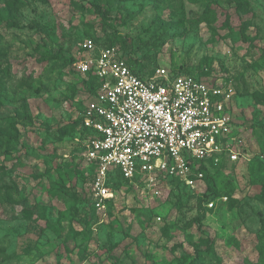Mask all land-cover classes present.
Instances as JSON below:
<instances>
[{
    "label": "rangeland",
    "instance_id": "rangeland-1",
    "mask_svg": "<svg viewBox=\"0 0 264 264\" xmlns=\"http://www.w3.org/2000/svg\"><path fill=\"white\" fill-rule=\"evenodd\" d=\"M89 1L0 0V264H264V0H127L109 19ZM87 36H116L144 76L231 84L238 159L195 189H118L91 209L78 129L56 131L87 99L69 62Z\"/></svg>",
    "mask_w": 264,
    "mask_h": 264
},
{
    "label": "built area",
    "instance_id": "built-area-1",
    "mask_svg": "<svg viewBox=\"0 0 264 264\" xmlns=\"http://www.w3.org/2000/svg\"><path fill=\"white\" fill-rule=\"evenodd\" d=\"M74 59V70L97 82L81 114L83 160L92 170L86 199L94 210L108 209L119 180V189L159 198L173 180L195 189L202 166L238 159L228 82L164 67L142 77L119 47L91 37L79 42ZM214 202L202 204L210 209Z\"/></svg>",
    "mask_w": 264,
    "mask_h": 264
},
{
    "label": "trees",
    "instance_id": "trees-1",
    "mask_svg": "<svg viewBox=\"0 0 264 264\" xmlns=\"http://www.w3.org/2000/svg\"><path fill=\"white\" fill-rule=\"evenodd\" d=\"M119 1H127V0H113V2H111L109 4H106L104 7H102L100 5V0H90L89 2H90V5L93 8V11L99 13L105 19H109L110 18V14H109L110 13V10L114 7V4L117 3V2H119ZM213 13H214V10H212V9H211L210 12L207 13L208 16L210 17V19H212ZM87 37H90V36H87ZM91 38H93V37H91ZM95 42L97 44L101 45V46H116V47H119L122 50L123 55H124L127 63L135 68V70L137 71L136 73L138 75H140L142 77H146V76L143 75L142 71L133 64V62H132L133 60L131 59V57L129 55H127L126 49L124 48V46L121 43L117 42L116 36H114L109 41V43H102V42H98L96 40H95ZM124 42H125V40H122V43H124ZM74 60H75L74 57H70L69 58V62L71 64H73ZM170 70L172 72H174L175 74H179V73H190L188 70L181 69V68H174V67H172V68H170ZM75 73L78 76H80L82 82L85 84V87L87 89V94H88L87 97L90 96V95H92V94H94L95 93V90H96V83H97L96 82V79L93 76L89 75V74L86 77H84V76H82L81 74H79L76 71H75ZM195 75H198V74H195ZM198 76H200V75H198ZM210 80L211 81H214L213 79H210ZM82 110H83V107H82L81 111L79 112V115L77 116V118L71 124H67V125L60 126V127L56 128V131L57 132H60L61 134L64 135L65 133H67V131L69 129H75V128L78 129V134H79V136L81 138V141H82V149H81V152H82V158H83V141H84L86 129L81 124V114H82ZM226 162H227V160H223L221 163H219L217 165H213V164L210 163L208 166H202L201 167V170L203 172V179H206V177L208 176V172H209V170L211 168H219L220 166H223V164L226 163ZM85 167H86V165H85ZM87 170H88V175L87 176H88V182H89L90 181V178H91V175H92V170H91L90 167H88ZM171 183H173L175 185V187L174 188H171L170 190H177V189L184 188V186L180 185V182L179 181L173 180V181H171ZM114 185H115L114 186L115 190H118L120 188V186L123 185V182L121 180H119ZM125 190L126 191H130V188H126ZM207 191L208 192H205L207 197L204 196V195H200L199 196L200 197L199 198L200 204L203 202V200H206L208 197L212 198L214 192H213V190H211L210 186H208ZM86 201H87L88 205L90 206V208L93 209L91 207L89 201L87 199H86ZM110 203H111V201L109 202L108 207L110 206ZM201 231L206 232L204 229H201Z\"/></svg>",
    "mask_w": 264,
    "mask_h": 264
}]
</instances>
